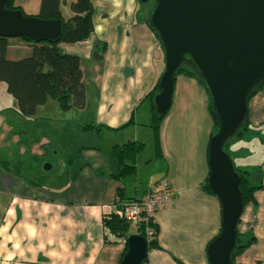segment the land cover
<instances>
[{
	"label": "crops",
	"instance_id": "0c3cea01",
	"mask_svg": "<svg viewBox=\"0 0 264 264\" xmlns=\"http://www.w3.org/2000/svg\"><path fill=\"white\" fill-rule=\"evenodd\" d=\"M70 2L60 0L64 19L71 15ZM90 2L93 30L87 40L58 45L64 54L78 57L86 94L82 110L70 109L63 119L56 118L57 131L70 139L65 142L67 150L73 155L75 149L77 156L67 155L70 158L62 161L58 175L44 183H32L21 172L50 163L47 160L59 151L62 143L50 137L48 111L57 102L49 99L33 117L21 118L15 99L0 82V264H119L124 241L109 234L104 241L102 218L112 213L116 200L140 199L163 178L173 200L153 217L158 248L147 250L146 264H208V245L221 228L220 202L204 189L208 141L196 143L197 148L189 134L183 139L177 130L184 127L182 122L187 126L194 120L185 93L196 85L195 79L179 75L174 80L170 106L175 104L180 116L166 115L161 121L158 156L150 106L143 99L164 71L161 45L141 20L137 0ZM14 4L24 14L36 16L40 0H14ZM96 42L105 45L100 60L94 57ZM32 50L22 39H7L10 61L27 58ZM247 120L250 134L234 143L228 154L236 166L250 172V183L262 188L242 208L236 232L251 243L233 263L264 264V84L247 103ZM83 126L99 128L83 131ZM178 140L187 147H178ZM128 142L141 143L143 149L133 161L135 174L117 180L113 176L120 165L112 148ZM146 144L152 145L153 155L144 163L149 177L142 181L135 161Z\"/></svg>",
	"mask_w": 264,
	"mask_h": 264
},
{
	"label": "water",
	"instance_id": "95a60500",
	"mask_svg": "<svg viewBox=\"0 0 264 264\" xmlns=\"http://www.w3.org/2000/svg\"><path fill=\"white\" fill-rule=\"evenodd\" d=\"M150 3L146 21L164 55V71L153 98L154 113L166 115L174 76L183 63L194 70L207 90L217 131L208 142L206 186L221 206L220 233L207 248L208 264H230L236 244V224L243 203L239 177L224 144L247 115V100L264 79V0H137ZM0 0V36L30 44L59 41L60 20H44L6 8ZM51 169L49 163L43 170ZM119 264H140L147 240L131 235Z\"/></svg>",
	"mask_w": 264,
	"mask_h": 264
},
{
	"label": "trees",
	"instance_id": "16d2710c",
	"mask_svg": "<svg viewBox=\"0 0 264 264\" xmlns=\"http://www.w3.org/2000/svg\"><path fill=\"white\" fill-rule=\"evenodd\" d=\"M60 5V0H40L39 12L35 17L44 20H60L62 22V33L59 41L57 42H41L38 44H31L33 50L29 57L18 61L8 60L6 58L7 38L0 36V82L5 85L6 92L15 99L17 103L16 112L21 118L33 117L36 114L37 108L49 99L56 101L62 111H68L70 109L82 110L85 107L86 94L82 82V72L79 65V59L76 56L64 54L58 48V45L61 43L77 44L87 40L93 30L92 4L90 0H71L69 4L71 15L68 19L63 18ZM139 5L142 6L140 3ZM6 8L9 10H21L18 5L14 4V0H9ZM141 20L147 23L145 17H142ZM150 29L153 31L151 27ZM153 33L155 34L154 31ZM104 51L105 45L103 43L96 42L94 45V57L100 60ZM179 75L193 78L203 86L201 80L187 63H183L177 70L174 80ZM158 82L159 79L148 91L143 100H146L150 106V128L152 129L154 136L155 151L159 156L161 153L159 127L165 115L159 117L154 113L153 98L157 93ZM263 84L264 79L254 87L247 103L250 98L262 88ZM208 109L213 120V128L209 136L210 139L218 128L217 121L213 114L210 96ZM98 128L99 127L83 126L82 130H98ZM249 130L250 128L246 115L243 123L234 136L224 144V151L228 154L230 147L234 143L250 134ZM142 149L143 144L135 142H128L121 147L114 146L112 148L113 157L120 165V171L113 176L115 179L123 180L135 174L133 161ZM128 161L130 164L127 163ZM233 166L239 177L238 188L241 193L242 203L244 206L252 201L253 193L262 187L253 186L250 183V172L248 170H244L239 166H236L234 163ZM204 189L210 193L206 186V181L204 183ZM117 191L118 197H121V189H118ZM102 225L104 229V241L106 243L107 234L111 235L115 241H124V255L127 251L126 240L129 237V225L117 213L113 212L102 218ZM147 229L152 231V236L147 241V250L158 248L156 241L158 226L154 223L153 219H150L145 224L139 226L136 230V234L147 240ZM250 243L251 239L243 237L237 233L236 244L231 255L230 264H234V257ZM140 264H146V256Z\"/></svg>",
	"mask_w": 264,
	"mask_h": 264
},
{
	"label": "rangeland",
	"instance_id": "374dc122",
	"mask_svg": "<svg viewBox=\"0 0 264 264\" xmlns=\"http://www.w3.org/2000/svg\"><path fill=\"white\" fill-rule=\"evenodd\" d=\"M140 10H141L140 11L141 17L146 18L147 14L150 10V3L140 6ZM195 84L196 85L191 86V88H188V90L185 93V95H187V98L189 99L190 109H189L188 114L193 115L194 120H190L192 122L187 124V126H185L186 124L184 122H182V125L184 127H180L177 130H178V134H180L181 138H183V139H184V136L186 134L187 135L189 134L191 136V137L188 136L191 139L190 141L195 142L194 145L198 148L196 143L204 140L205 138H206V142L209 140V136H210V133L212 132V128H213V120H212L210 111L208 109L209 95L206 92L204 86L200 85L196 80H195ZM50 102H53V100H50ZM53 104H55L56 108L54 106L51 107L52 105H49V107H48V111L51 115V118H49V119H51L50 124L52 125L51 126L52 136H50V137L52 138V141L57 142V140H58L59 143H62V144H60V148H59V151L57 152V154L50 156L51 159H48L47 157L45 158V159H48L47 161H51L50 163H51V165H53L52 171L51 170L50 171L49 170L48 171L43 170V165L45 164L44 163V164L40 165V168L33 169V170H30L29 168H27L26 170H23L21 172V174L24 175V177H26L29 181H31L32 183H35V184L44 183L46 180L50 179L49 178L50 176L58 175L60 168H61L62 161H64V160L66 161L68 158H70V156L71 157L77 156L75 149L72 150L73 155H71V152L68 151L66 148L67 144H65V142L70 140V139L68 138L67 140H65L66 138L61 133V131H57L58 128L60 127V124H57L59 122H56V118L63 119V117H65L66 111H62L58 107V105H56L57 103H53ZM168 112L166 113V115L173 117V119L180 116V114H179L180 112L177 111V107L175 104L169 109ZM208 119H210L211 124H209ZM208 127H209V129H208ZM45 129L46 128H39L38 130L44 131ZM168 131H169V129H168ZM172 131L174 132V128H172ZM159 133H160V129H159ZM168 134H170V131L168 132ZM71 141L75 142V140L72 138H71ZM177 143H178L177 144L178 147L179 146H182V148L187 147L186 142H184L182 140L181 141L178 140ZM152 149H153V147L151 144H146L144 152L135 161V163L139 166L138 177L142 181H144L145 179L147 180L149 177V172H148L149 169H144V165H145L144 163L152 157V155H153ZM67 155H70V156H67ZM230 157H233V155L231 154ZM232 159H234V157ZM29 163H31V162H29ZM129 180L130 179H127V181H129ZM128 234H129V236L136 235V229L132 226H129Z\"/></svg>",
	"mask_w": 264,
	"mask_h": 264
},
{
	"label": "built area",
	"instance_id": "2783aa9c",
	"mask_svg": "<svg viewBox=\"0 0 264 264\" xmlns=\"http://www.w3.org/2000/svg\"><path fill=\"white\" fill-rule=\"evenodd\" d=\"M172 200L168 181L163 178L140 199L126 202L116 200L112 205V212L117 213L129 226L137 230L139 226L153 219L158 210L170 205ZM151 236L152 231L147 229V241Z\"/></svg>",
	"mask_w": 264,
	"mask_h": 264
}]
</instances>
